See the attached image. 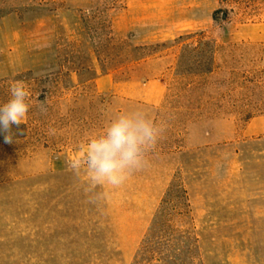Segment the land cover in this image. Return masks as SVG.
I'll return each mask as SVG.
<instances>
[{
    "label": "rangeland",
    "instance_id": "1",
    "mask_svg": "<svg viewBox=\"0 0 264 264\" xmlns=\"http://www.w3.org/2000/svg\"><path fill=\"white\" fill-rule=\"evenodd\" d=\"M121 7L122 0H94L83 14V37L69 40L59 18L63 0H0V23L12 20L21 29L17 45L3 49L33 65L0 74V104L9 99V85L22 81L32 105L26 122L12 126L11 143L0 133V264H264V246L249 245L245 231L230 239L219 231L214 246L197 245L179 173L125 259L105 199L90 203L83 180L67 165L116 115L140 110L97 94L94 79L112 74L121 82L160 78L177 95L158 116L142 109L166 126L153 151L179 150L181 127L196 123L198 136L209 132L220 141L221 160L232 152L223 144L235 137L237 178L249 179L259 169L253 158L264 153L243 138L246 122L264 116V0H220L208 30L149 44L113 36L110 18ZM4 50L0 66L9 57Z\"/></svg>",
    "mask_w": 264,
    "mask_h": 264
},
{
    "label": "crops",
    "instance_id": "2",
    "mask_svg": "<svg viewBox=\"0 0 264 264\" xmlns=\"http://www.w3.org/2000/svg\"><path fill=\"white\" fill-rule=\"evenodd\" d=\"M93 2L63 0L59 18L69 40L83 37V14ZM219 4L220 0H122V7L110 18V27L117 39L140 44L168 42L184 33L208 30ZM20 34L19 23L12 20L0 23L2 50L9 44L11 48L15 47ZM4 52L9 57L0 66L3 76L33 69V65L12 56L14 49ZM167 86L160 78L121 82L112 74H101L94 79L99 96L110 94L140 110H151L155 116L167 111L165 108L171 98H177V95L172 97L167 93ZM189 97L200 101L199 97ZM190 111H195L199 117L200 110L193 108ZM25 122L26 118L22 124ZM197 126L186 123L181 127L179 150L152 151L148 156L150 165L145 170L134 173L120 188L106 190L109 220L125 259L133 257L176 173H179L190 203L198 246H214L219 231H228L229 239L236 236V231H245L249 245L264 246V170L261 168L264 167V153L259 152L253 158L252 165L259 169L252 170L249 179L237 178L235 149L238 143L235 137L223 144L231 147L232 152L221 160L220 141L214 142L213 134L209 132L204 137L198 136ZM243 138L251 140L254 149H264V143L252 141L264 139V116L246 122ZM243 144L247 146L248 141ZM77 152L69 155V159ZM56 166L60 169L62 160Z\"/></svg>",
    "mask_w": 264,
    "mask_h": 264
},
{
    "label": "clouds",
    "instance_id": "3",
    "mask_svg": "<svg viewBox=\"0 0 264 264\" xmlns=\"http://www.w3.org/2000/svg\"><path fill=\"white\" fill-rule=\"evenodd\" d=\"M31 106L24 82L11 83L9 99L0 104V133L5 134L6 143L12 142V126L19 128ZM165 131V125L134 110L116 115L102 132L89 136L67 160L73 175L83 180L89 202L98 204L107 197V189H118L134 173L145 170L150 165L149 154Z\"/></svg>",
    "mask_w": 264,
    "mask_h": 264
},
{
    "label": "trees",
    "instance_id": "4",
    "mask_svg": "<svg viewBox=\"0 0 264 264\" xmlns=\"http://www.w3.org/2000/svg\"><path fill=\"white\" fill-rule=\"evenodd\" d=\"M140 59L136 60L135 62H138Z\"/></svg>",
    "mask_w": 264,
    "mask_h": 264
}]
</instances>
